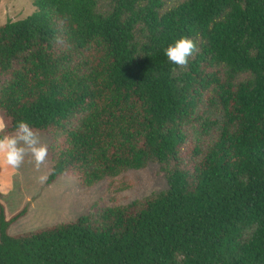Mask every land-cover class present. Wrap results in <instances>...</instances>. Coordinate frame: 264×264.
<instances>
[{
    "label": "trees",
    "instance_id": "obj_1",
    "mask_svg": "<svg viewBox=\"0 0 264 264\" xmlns=\"http://www.w3.org/2000/svg\"><path fill=\"white\" fill-rule=\"evenodd\" d=\"M33 1L0 26L3 134L51 138L49 185L156 164L168 188L16 237L0 193V264H264V0ZM182 37L199 52L173 72Z\"/></svg>",
    "mask_w": 264,
    "mask_h": 264
},
{
    "label": "rangeland",
    "instance_id": "obj_2",
    "mask_svg": "<svg viewBox=\"0 0 264 264\" xmlns=\"http://www.w3.org/2000/svg\"><path fill=\"white\" fill-rule=\"evenodd\" d=\"M107 3L108 0L103 1L101 7L104 9ZM38 11L33 0H0V26L24 20ZM47 13L52 25L60 27L61 22L54 11L48 9ZM61 47L62 44L59 43L58 48ZM0 119L3 120L1 114ZM80 119V116L72 118L68 127H77ZM38 133L42 142L48 145L47 162L39 172L35 170L31 158H26L18 169L0 162V193L8 218L27 209L22 218L10 225L9 236L31 234L89 215H100L106 209L143 201L168 188L167 181L156 164L130 171L116 179H107L91 189H83L72 177H60L49 185L50 154L54 142L48 135ZM188 133L193 140L199 136L195 128H190ZM202 143L206 145L208 141L205 139ZM41 175L47 177L43 183L37 180Z\"/></svg>",
    "mask_w": 264,
    "mask_h": 264
},
{
    "label": "clouds",
    "instance_id": "obj_3",
    "mask_svg": "<svg viewBox=\"0 0 264 264\" xmlns=\"http://www.w3.org/2000/svg\"><path fill=\"white\" fill-rule=\"evenodd\" d=\"M198 52L196 40L189 37H182L165 49L167 59L176 66L172 69L173 72L177 68L186 70L190 58ZM5 129L6 124L0 119V162L18 169L26 158H31L35 170L39 172L48 157V145L42 142L39 133L26 121H19L11 134H3ZM46 179L43 175L37 177L40 183Z\"/></svg>",
    "mask_w": 264,
    "mask_h": 264
}]
</instances>
